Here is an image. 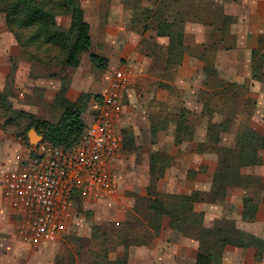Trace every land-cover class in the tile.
I'll use <instances>...</instances> for the list:
<instances>
[{
    "label": "crops",
    "instance_id": "crops-1",
    "mask_svg": "<svg viewBox=\"0 0 264 264\" xmlns=\"http://www.w3.org/2000/svg\"><path fill=\"white\" fill-rule=\"evenodd\" d=\"M81 1L85 20L91 28L90 35L93 44L91 52L108 60L107 68L110 67L111 70L109 82H97L102 76L90 58H87L90 66L84 68L85 57L89 56L84 57L83 54L78 68H61L58 74L52 75L51 80L49 78L40 79L41 83L39 81L38 85L54 87V99L66 79L68 87L66 98L71 102H77L82 94H92L95 97L106 92L115 71L123 65L127 66L132 80L123 92L124 112L121 124L130 125V120L137 117L133 113L134 109L147 110L143 116L144 130L138 132L135 125L134 130L131 128L133 132L135 131L136 142L146 140L153 152H160L168 145L166 153L171 157V165L159 174L155 188H152L148 180L147 184L142 186L137 198H150L153 190L160 194L177 195H192L197 191L210 192L218 166V157L202 148V144L207 143L209 138L208 132L202 135V129H199L198 133L196 130L192 141L180 145L175 144V134L171 129L160 131L154 138L151 126L154 120L158 121V118L155 115L150 116V110L152 104L164 107L168 111L171 108H185L195 116V119L200 120V127L208 120L222 121L223 118L218 121L219 116L215 115L202 118L204 103L200 99V93L205 89L209 46L217 39L216 28L210 24L214 21L213 17L227 16L231 17L232 22L223 38L218 41L221 45L212 57L217 76L223 82L236 86L233 98L242 99L243 103H249L251 98L252 105L256 104V107L251 109V113L245 118V124L264 137V76L258 80L253 78L254 59L264 52V0L173 1L171 4L177 7V11H184L188 15L184 23V46L187 50L181 56L180 64L172 72L156 64L157 58L154 52L149 54L147 51V53L142 51V45L147 37L155 38L156 43L164 49L168 47L169 31L164 29L145 31V25L151 24V21L145 24L144 20L139 19L142 24L134 23L136 8L154 10L158 8L160 2L165 0ZM176 2L178 6L175 5ZM220 19L215 21L216 27H223L224 23H221ZM58 23L63 29H68L71 20L69 17H60ZM150 32H153L154 37L149 36ZM10 66L0 71L1 91L5 87L6 77L10 74ZM135 81L138 86H131ZM162 83L168 84L172 89L160 87ZM245 94L246 98H244ZM231 132L222 134L220 146L235 147L236 142L234 145L223 144V139L227 135H233ZM235 136L237 139L238 135ZM5 140L7 142L4 146L7 145L6 148L11 149V156L17 153L21 155L15 160L14 167L4 169L2 168L3 156L0 153V264H45L44 256L50 254L47 249L49 245L35 249L30 244L19 240L16 219L3 201L7 176L19 166L20 160L27 151L24 139L11 136L0 127V142ZM28 143L35 144L30 136ZM208 154L215 156L211 158L214 159V163L210 162L208 168L203 171L204 160L207 159ZM257 157L254 152V158ZM2 174L3 177H1ZM134 175L138 178L140 176L138 171L134 172ZM241 175L242 185L220 189L213 201L196 203L194 212L204 215L203 226L205 228L216 227L227 222L232 224L236 231L244 233L239 235L234 229L230 231L233 243L225 247L221 264H264V163L243 168ZM258 177L262 180L257 181L258 185L261 183V186L254 184ZM245 178H248V181L244 182ZM122 198L123 191L121 182H119L117 197L95 203L78 202L76 215L79 216L78 211L84 205L122 204L126 201ZM245 199H249L257 207L253 222L245 221ZM125 203L129 207L131 205L134 210V205L132 206L129 202L123 204ZM119 219L117 225L125 221L124 214L120 215ZM193 236H186L173 230L170 227V219L164 217L161 230L153 233V238L147 245L131 246L127 250L119 249L116 256L111 257L110 255L109 260L115 262L127 257V264H197L200 244ZM242 244L247 246L242 247L244 246Z\"/></svg>",
    "mask_w": 264,
    "mask_h": 264
},
{
    "label": "trees",
    "instance_id": "trees-1",
    "mask_svg": "<svg viewBox=\"0 0 264 264\" xmlns=\"http://www.w3.org/2000/svg\"><path fill=\"white\" fill-rule=\"evenodd\" d=\"M166 5L154 10H142V18L146 22L145 31H159L161 29L169 31L170 42L165 49L157 44L158 50L165 54V65L162 67L166 71H173L180 64L181 56L186 52L184 46V23L188 13L184 11L170 12L165 7L175 0H165ZM0 14L6 15L7 26L15 37L17 43L24 49L34 46L35 51L41 50L44 56H37L35 52L33 60L48 67L61 66V68H78L81 64L83 54L90 55L93 65L101 71L108 67V60L99 55L93 54L92 39L90 35V24L85 20L84 9L81 0H0ZM69 17L70 27L63 29L58 23V18ZM221 18V19H220ZM138 17L134 23L142 24ZM217 39L209 46V58L207 61L205 89L200 93V99L204 103L202 118H209L214 113L212 105L220 106L222 109L221 122L209 121L207 132L209 142L202 144V148L209 147L211 153L218 157V166L214 174L213 186L210 192H194L192 195L160 194L153 190L152 197L144 198L148 204L145 223L150 229L151 237L149 241L142 242L140 234H126L131 236L130 240L124 244L127 250L131 246L147 245L153 238V233L159 232L162 228L164 217L170 219V227L186 236L194 235L200 244V252L197 264H221L223 252L227 245L232 244L230 231L235 230L232 224L224 223L212 228H205L204 215L194 212V205L198 202L213 201L220 189L242 185L241 171L243 168L251 167L256 162L252 153L257 150L256 144L262 142L261 149L264 150V137L256 133L247 124L243 125L238 133L235 147H222L221 135L230 132L240 117H247L251 113L248 109L245 116L238 111L239 102L233 98L235 85L226 83L218 79L215 68L213 54L221 45L218 42L223 38L225 32L231 24V17H213ZM222 20L223 27H216L215 21ZM27 33V34H26ZM146 42V40H145ZM144 42V43H145ZM44 48V49H43ZM146 52V51H144ZM150 54V50L147 51ZM146 52V53H147ZM27 54V52H26ZM30 55V54H28ZM158 60V54L155 52ZM156 59V61H157ZM31 60V59H30ZM157 64V62H156ZM158 65V64H157ZM160 67V66H159ZM264 68V52L254 59L253 78L261 79ZM160 87L172 89L168 84H160ZM5 92L0 91V101L6 100ZM99 96H95L97 99ZM91 99L89 94H82L77 102H71L65 98V90H62L56 100L64 108V114L59 123L53 124L46 121H38L35 130L44 138L45 142L58 147L70 148L78 143L85 130L83 113L85 107ZM238 112L240 115H238ZM216 113V112H215ZM173 118L168 121L153 122L151 126L154 138L162 130L174 127L175 144L180 145L194 139L196 127L191 123L193 114L185 108L180 109L177 114H171ZM238 115V117H237ZM246 121V120H245ZM245 123V122H244ZM24 141L28 138L21 136ZM133 143V141H131ZM207 150V149H206ZM171 157L167 153L153 152L150 157L152 177L155 178L152 188H155L159 174L171 165ZM257 207L249 199L244 200L245 221L253 222L256 217ZM136 213L142 215L139 208ZM131 226V225H130ZM133 227V226H132ZM131 227V228H132ZM236 231V230H235ZM239 235L244 234L236 231ZM245 247L247 245L242 244ZM105 264H127V257L108 261Z\"/></svg>",
    "mask_w": 264,
    "mask_h": 264
},
{
    "label": "rangeland",
    "instance_id": "rangeland-1",
    "mask_svg": "<svg viewBox=\"0 0 264 264\" xmlns=\"http://www.w3.org/2000/svg\"><path fill=\"white\" fill-rule=\"evenodd\" d=\"M166 4L165 1L160 2L159 7H161V5L164 7ZM177 4L178 3L176 2L175 5L178 6ZM173 6V4H169L165 9L168 8L170 12H177V7ZM142 10L143 9L136 8L134 11L135 16L138 17V19L143 17L141 15ZM152 33L153 32H150L149 36H153L154 34ZM154 39L147 37L146 42L142 45V51L150 50V52H154V54L157 52L160 60L157 59L156 62L162 68L165 65V54L161 51L162 49L158 50L156 47V40ZM29 47V49H25L24 51L9 30L6 15L0 14V71H2L4 67L11 65L10 74L6 77L5 87L2 91L0 90L1 92H5L4 95L6 96L5 102L0 101V127H2L6 133L15 138H21V136L27 137L28 140L25 142L27 150H30L33 146L39 144L41 140H44L34 128L38 121L57 124L62 119L64 108L61 103L56 100V97L62 90H65L66 98L68 88L67 81L64 79L61 87L62 89L53 99L55 95L54 87H42L38 85L40 79H50L54 73L58 74L61 66L56 65L48 67L39 63L36 59L33 60V54L36 52L35 47L33 45ZM41 50L36 52L38 57L44 56L41 53ZM86 55L89 57H85ZM83 56L85 57L84 68H86V66H90V62L87 59L90 58V55L84 54ZM110 71V67L105 71L98 70L102 77L98 78L97 82L106 81L108 83L110 79ZM131 86L137 87L138 85L135 81ZM89 95L91 96V99H89L83 113V117H85L83 119L85 125L89 122V118L91 119V117L97 114V106L94 100L95 97L92 94ZM247 97H249V94H247ZM244 98H246V94L244 95ZM237 100L240 103L238 111L240 113L242 112L243 116L248 114L246 113L248 109L253 110L256 107V104L252 105L253 101L251 98L249 101L250 104L243 103L242 99L237 98ZM211 107L214 109V113H211V116H219L217 120H221V118H223L221 116V107H215L214 105ZM180 109L171 108L168 111L164 107H158L152 104L150 116L155 115L160 121H168L173 118V115L171 114H177L180 112ZM146 112L147 110L136 108L133 110V113L136 114L137 117L130 120V125L127 123L121 124L120 120L117 126L123 136V150L117 171L118 181L121 182L123 198L126 200L123 201L122 204L124 202H129L132 206L134 205V210H132L131 205L129 207L126 203L123 205L117 203L114 205L91 204L90 206H82L83 208H80L78 211L79 216L75 218L70 225L69 233L58 243L48 246L47 249L50 254L44 256L43 262L45 264H52L53 261L54 264H105L109 261L110 255L111 257L116 256L119 249L125 250L124 244L126 242L133 240L131 236L128 237L126 234H140L142 236L140 241L146 243L149 241V238L151 237L150 229L147 227V223L144 222L145 214L147 215L148 204L144 201V197L137 198V195L140 190H142V186L145 183L147 184L148 180L151 184H154L155 182V178L152 177V170L150 168V157L153 151L149 148L146 140L143 139L136 142L135 131L133 132L131 130L134 125L138 132L142 131V129L144 130L143 116ZM239 112L238 115H240ZM245 118L247 117H240L237 120L230 130L233 135H227L225 139H223V144H235V135L238 133L239 129L245 125ZM191 120V123L196 127L197 133L200 131L199 129H202V135L207 133L206 127L209 120L206 121L202 127L199 126L200 120L198 121V119H195L194 115L191 116ZM170 129L173 130L172 132L174 133V127H170L168 130ZM142 133L143 132H141V134ZM29 136L31 141L35 144L28 143ZM131 141H133V143H131ZM6 142L7 140L0 142V153H2L3 156L2 168L4 169L14 167L16 165L15 160L21 155V153H17L11 156V149L6 148L7 145L4 146ZM208 142L209 138L207 140V143ZM137 143H139L138 146ZM205 146H207V144H205ZM256 146L257 150L254 152H256V156L258 157L255 158L254 162L256 163L254 166H257L259 163H264V153L263 149H261L263 146L262 142H258ZM167 147L169 146L167 145L160 152L166 153L168 150ZM205 148L207 151H211L209 147ZM254 152L252 153L253 157ZM208 155L207 159L204 160L203 171L208 168L207 166L210 165V162L213 161L214 163V159L211 158H215V156L211 154ZM259 156H261V158ZM137 171L140 174L139 178L134 177V172L137 173ZM1 177H3V174ZM260 180V177H258L254 184L257 183L256 186H261V183L258 185ZM246 181H248V178H245L244 182ZM132 198H134L133 201L131 200ZM136 208L140 209L142 215L135 212ZM122 214L125 216V221L120 225H117V222L120 220L119 216ZM23 242L28 244L25 241Z\"/></svg>",
    "mask_w": 264,
    "mask_h": 264
},
{
    "label": "built area",
    "instance_id": "built-area-1",
    "mask_svg": "<svg viewBox=\"0 0 264 264\" xmlns=\"http://www.w3.org/2000/svg\"><path fill=\"white\" fill-rule=\"evenodd\" d=\"M121 66L109 89L95 99L91 117L78 143L70 148L44 141L27 150L7 176L3 201L17 222V237L41 248L61 241L77 217L78 202L117 197L118 166L123 136L117 127L123 112V92L131 83Z\"/></svg>",
    "mask_w": 264,
    "mask_h": 264
},
{
    "label": "water",
    "instance_id": "water-1",
    "mask_svg": "<svg viewBox=\"0 0 264 264\" xmlns=\"http://www.w3.org/2000/svg\"><path fill=\"white\" fill-rule=\"evenodd\" d=\"M44 141V140H41V142Z\"/></svg>",
    "mask_w": 264,
    "mask_h": 264
}]
</instances>
